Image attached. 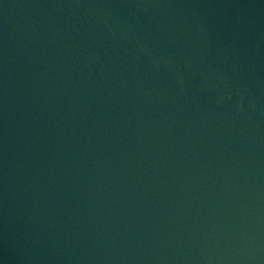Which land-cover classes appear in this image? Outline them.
<instances>
[{
  "label": "water",
  "instance_id": "obj_1",
  "mask_svg": "<svg viewBox=\"0 0 264 264\" xmlns=\"http://www.w3.org/2000/svg\"><path fill=\"white\" fill-rule=\"evenodd\" d=\"M0 264H264V0H0Z\"/></svg>",
  "mask_w": 264,
  "mask_h": 264
}]
</instances>
